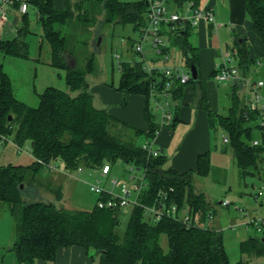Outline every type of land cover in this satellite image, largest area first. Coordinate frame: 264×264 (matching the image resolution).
<instances>
[{
    "label": "trees",
    "instance_id": "16d2710c",
    "mask_svg": "<svg viewBox=\"0 0 264 264\" xmlns=\"http://www.w3.org/2000/svg\"><path fill=\"white\" fill-rule=\"evenodd\" d=\"M27 1L36 7L42 38L50 44L49 64L65 71L69 88L77 94L48 86L40 94L38 106H30L15 96L12 81L0 63V144L9 136L18 147L30 142L34 158L29 165H0V201L10 203L15 222L14 242L7 250L15 254L20 264H34L37 259L54 260L59 248L71 245L84 247L90 257L97 258V264H230L222 229L206 225L209 214H213L210 202L194 184L195 173L207 175L211 170L209 151L198 155L195 169L178 171L165 166L167 156L163 151L154 157L142 144L134 141L135 137L126 140L122 132L126 131L128 123L111 115L106 108L97 107L89 91L87 74L95 69L94 53L88 57L85 66H80L77 55L69 49L72 36L65 27L94 24L97 15L102 16L103 23L130 25L140 34L147 21V1L78 0L72 3L69 0L64 8H56L53 0ZM187 1L194 5L201 3V0H175L179 6ZM243 1L264 48V0ZM22 20L24 24L15 37L0 38L1 53L28 56L25 40L27 13L22 15ZM168 33L171 43L181 48L187 66L195 64L198 69V49L188 38L190 25ZM233 48L239 66L248 72L255 59L248 55L247 38L243 36L235 40ZM120 70L117 89L124 94L123 105L130 94H142L145 100L144 116L148 129L135 128L136 135L155 138L161 131L150 98L151 78L136 58L122 61ZM214 72L212 70L211 75ZM258 73L264 76V65ZM190 82L194 84V96L196 87L199 88L197 104L207 111L209 122L214 124L217 119L226 131L241 174L258 170L264 162V147L254 145L252 141L260 136V129L255 114L246 111L237 86H232L231 106L225 115L210 108L199 73L198 79L191 78ZM183 85L175 86V115L169 127L177 124ZM255 129L259 130V135L254 134ZM117 161L143 169L147 179V187L139 194L140 204L131 207L122 234L117 229L119 208H100L95 204L90 210L69 209L57 207L53 202L24 198L28 175L34 178L42 168L52 169L55 162H63L66 170H74L80 166L100 168L105 163ZM162 200L175 203L180 209L186 208L192 221L184 222L172 216H163L157 222L152 216L146 218L145 206L159 204ZM162 235L167 237V250L161 244ZM239 249L243 255L264 256V233L250 234L240 242ZM246 261L241 259L238 264H247Z\"/></svg>",
    "mask_w": 264,
    "mask_h": 264
},
{
    "label": "rangeland",
    "instance_id": "374dc122",
    "mask_svg": "<svg viewBox=\"0 0 264 264\" xmlns=\"http://www.w3.org/2000/svg\"><path fill=\"white\" fill-rule=\"evenodd\" d=\"M71 1L73 3L78 0ZM206 1L209 0H201L200 5H203ZM210 1L214 3L216 8L215 26L217 28L214 27V35L212 37L215 41H219L221 49L212 48L211 50L216 51V57L214 58L209 54V56H206L202 60L201 83L206 91L208 90L210 108L214 112L227 115L229 113V107L231 106L230 83L218 82L213 79L209 72L212 66V60H215V63L221 62V54L225 52L228 47L232 48L235 40H239L243 36H248L247 45L250 58L264 62V48L260 38L254 31L250 15L244 4L245 15L242 17L237 16L238 21H240L237 22L232 20L231 9L228 6L229 0ZM189 3V1L185 2L184 8L187 7ZM184 8L183 11H185ZM14 14L15 11H13L10 16L8 13L7 21L14 23L13 21H18L20 19V17H15ZM101 18V15H97L94 24L90 23L82 27L71 25L65 27V29L71 33L72 40L69 42V49H72L77 55L80 66H85L88 57L94 53L95 69L93 72L87 74L89 91L93 94L95 105L100 108H106L111 113L113 107L117 106V108H119L124 106V94L117 89L121 77L118 61L130 60L132 56L135 55L132 41L134 40L135 42L138 40L140 34L134 32L130 26L103 23ZM27 19L28 32L25 34V40L28 43V56L5 55L0 52V63L3 64V69L8 73L12 81L15 96L30 106H38L40 103V94L48 86L66 90L72 95L77 94V91H73L69 88L65 79V71L49 64L51 59V47L49 42L42 38V26L37 17V9L31 4H29ZM229 20L232 21V24ZM220 21L226 25L219 26L218 24ZM19 23L20 21L16 24L20 25ZM233 26L236 29H234ZM189 36H193V31H190ZM196 37L198 41V36ZM116 54H119L120 57L117 58ZM144 55L147 56L146 63L149 66H177L182 68L183 71L189 72L190 67L186 64L182 50L175 43L170 44V58L168 61L159 59V56L156 55L148 45H145ZM228 63L238 66V61H230ZM251 67H257L255 61L252 62ZM189 84L194 85L190 81ZM100 85L112 87L115 91L120 92L122 94V99L119 102L100 101V99H102L100 90L94 88ZM197 86L199 87V85ZM196 89L197 94L195 98L198 100L200 93L198 92L199 88L196 87ZM205 112L207 113L206 110ZM158 116V112H155L156 119H158ZM113 124L116 126L120 125L117 122H113ZM128 125V127H125L127 128L125 132L119 131L124 133L126 140H134L135 137L134 141L137 144H141L142 141L147 139L144 134L136 135L135 128H138L137 125L130 123H128ZM207 126V131L200 136L208 142L211 170L207 175L195 173L194 184L206 194L214 214V221L218 220L222 226L224 224L222 230L230 264H238L241 259L242 261L247 260V264H264L262 261H259V259L256 260L257 257L241 254L237 243L238 237L245 233L242 226L238 223L243 221L242 218H246V216L243 215H245V213H252L254 215L258 213V208H263L260 210H264V162L261 163L258 170L252 169V173L250 172L242 175L235 158H233L234 155H232L231 144L224 141L226 137L224 128L217 119H215L214 124L208 122ZM120 127H122V125H120L119 128ZM177 127L175 129L176 132L173 134L172 141V150H174L171 151L170 149H166V155L168 156L165 164L166 167L172 165L171 156L175 153L182 138L192 126L190 127L188 124L179 121ZM254 134L259 135V130L255 129ZM153 146L155 148H160L157 143H154ZM33 159L30 142H26L22 148H19L13 141L12 136H9L5 143L0 144V165L8 163L29 165L32 163ZM82 168L83 171L74 169L67 170L66 173L60 172L55 168L51 169L45 167L42 168L34 178L28 175L24 184V198L27 201L39 200L53 202L57 207L69 209H92L97 202L98 194L91 191L90 185L98 184V178H101V186L110 188L112 184L109 179L101 177L99 172L100 168L87 166H82ZM129 168L130 164L122 161L111 164L110 178L131 183L129 177L130 175H134L135 172H131ZM136 173L140 175L142 170H137ZM260 190L263 193L258 195ZM224 199L231 202L229 207L219 204V201ZM236 206L245 210L237 209ZM130 212V206H125L118 210L119 223L117 229L121 234L126 229ZM239 212H242L243 215ZM145 217L149 218L151 214L146 212ZM12 218L14 219V216L12 217L10 212V203L0 201V244L4 245V247L8 246L14 239L13 236L12 238L10 237ZM206 222V225L209 227L215 226L211 219ZM249 233L254 234L255 232L251 229ZM161 244L164 249L167 250L168 241L165 235L161 236ZM7 249L8 248H4L5 251H7ZM3 254L4 255L0 253V264H10L11 258L14 257L13 253L9 254L7 252ZM91 262L97 264L98 260L95 258V260Z\"/></svg>",
    "mask_w": 264,
    "mask_h": 264
},
{
    "label": "built area",
    "instance_id": "2783aa9c",
    "mask_svg": "<svg viewBox=\"0 0 264 264\" xmlns=\"http://www.w3.org/2000/svg\"><path fill=\"white\" fill-rule=\"evenodd\" d=\"M148 4L147 21L140 33V37L135 41L134 52L135 55L130 59H137L143 64V69L147 72V76L151 78L150 98L153 108L159 115V124L162 131L163 128L169 126L174 119L175 104L173 101V93L175 86L178 84H187L191 79V70L189 72L183 71L177 66H149L146 63L147 56L144 55L145 45H148L152 51L158 55L159 59L168 61L169 55V40L165 39V32H176L186 25L195 26L200 20L206 21L213 26L216 25L215 12L211 6H197L192 1L184 8V5L179 6L175 0H146ZM171 2L176 3V7L171 8ZM17 5L19 12L25 14L28 12L29 3L27 0H0V25H3L8 20L9 10ZM183 8L185 11H183ZM163 30H165L163 32ZM119 58L120 55L116 54ZM238 61L236 52L230 49L222 53V61L216 66L212 77L218 82H229L237 86L244 98L246 111L255 114L256 122L258 121L260 136L252 141V144L264 147V76L258 72L264 65V62L255 60L257 67L243 71L237 65H231L228 62ZM119 69H122V60L118 61ZM158 131V133H159ZM226 142L229 141L225 137ZM154 138L142 144L149 155L158 156L162 154L160 148L153 146ZM22 148V147H19ZM264 156V152H263ZM52 168L56 170H66L63 162H55ZM82 166L77 168L82 171ZM130 171L135 172L130 175L129 182H123L115 178H110L111 164L105 163L100 167V175L103 178L109 179L112 187L107 188L100 185L101 178H98V184H91V191L98 194L97 206L100 208H122L125 206L134 207L139 203V194L147 187V179L145 171L135 165L130 164ZM137 170H142L140 175H137ZM263 192L260 190L258 195ZM106 196V198H103ZM164 199L167 195L162 196ZM231 202L227 199L221 200V205L229 207ZM237 209H243L236 206ZM245 210V209H243ZM145 212H149L154 220L157 222L163 216L176 217L184 222H191L192 218L186 208H179L175 203H167L165 200L160 201L159 204L145 206ZM248 215V216H247ZM246 219L243 224L246 228L253 229L254 232L264 233V217L252 216L245 213ZM213 218V214H209V219Z\"/></svg>",
    "mask_w": 264,
    "mask_h": 264
},
{
    "label": "crops",
    "instance_id": "0c3cea01",
    "mask_svg": "<svg viewBox=\"0 0 264 264\" xmlns=\"http://www.w3.org/2000/svg\"><path fill=\"white\" fill-rule=\"evenodd\" d=\"M123 1H134V0H123ZM68 2H69V0H53V4L56 8H64L67 6ZM243 4H244L243 0H229L228 6L231 9L232 20L240 22V21H238L237 16L242 17L245 15V7H244L245 4H244V6H243ZM203 5L211 6L214 9V12L216 13V8H215L214 3L212 1H210V0L206 1ZM203 5L199 4L197 6H203ZM174 7H176V3L171 2V8H174ZM13 11H15V14H14L15 17H17V18L20 17V19L18 21H13L14 23L6 20L3 25H0V38H2V39H8V38L15 37V33L17 35L18 30L24 24V21L22 20L23 14L21 12H19L16 5L9 10V16H10V14L12 15ZM19 14H20V16H19ZM19 21H20V23H19L20 25H17L16 23H18ZM229 22L232 24L231 20H229ZM218 25L222 26V25H226V24H223L220 21V23ZM16 26H18V27H16ZM214 27H216V26L208 24L203 19L200 20L199 23L195 26L190 25V31H193V36H191V37L189 36L188 38H189V41L192 43V45L196 46L198 49L199 64H198L197 70H198L200 78H201L202 60L206 56H209V54H211L214 58L216 57V55H217L216 51L211 50L212 48H215V49L220 48L221 49V45H220L219 41L218 40L215 41L212 37L214 35L213 34ZM233 28H234V26H233ZM234 29H236V28H234ZM164 31L165 30H163V32ZM237 32H239V31H237ZM195 35L198 36V41H197V37ZM164 37H165V39L169 40V42L171 44V40L169 38L170 37L169 33L165 32ZM246 38H248V36ZM233 46H232V48L228 47V49L225 52H227L230 49H232L236 52V50L233 48ZM247 49H248V45H247ZM221 56H222V54H221ZM219 63L220 62L215 63V60H212V64H211L212 66L211 67L209 66L211 68L209 71L210 75H211L212 70L214 71L216 69V66ZM214 66H215V68H214ZM205 70H206V66H205ZM183 86H184V92H183V95L181 97V101L178 104L179 107H178L177 124L174 127L167 126V127L163 128L161 133H159V135H157L154 138V143L159 144L160 149H162L163 153L166 154V149L167 150L170 149L171 151L174 150V149L172 150V147H173L172 141H173V134L176 132L175 129L178 125V122L180 121V122H183L185 124H188L190 127L192 126L187 131V133L184 135V137L182 138L180 145L175 150V153L171 156V164L172 165H170V166L172 168L178 170V171H186L189 169H195L198 155L201 153H204L206 151H209L208 142H206V140L200 136L202 133L204 134V132L207 131V127H208L207 125L209 122L208 114L205 112V110H203V108H199L197 101H196L197 99L193 95V85L189 84V82H188L187 84H184ZM232 86H234V85H232L230 83L231 89H232ZM94 88L100 90L101 98H102V99H100V101L103 100L104 102H119L122 99V94L118 91H115L112 87L100 85V86H96ZM236 89H237L238 94L240 96H242V94H240L241 91L238 90L237 87H236ZM206 92H207V98L209 101L208 90ZM144 102H145V100H144V96L142 94H130L128 97L126 105L121 106L119 108H117V106L113 107L112 108L113 110H111V113L109 111V113L111 115H113L114 117L120 119V120H123L127 123H130V124H135L138 126L139 129L146 131L148 129V123H147L145 116H144ZM156 120H157V122H159V116H158V119H156ZM151 139L152 138H147L145 141H142L141 144H143L146 141H150ZM227 143H229V141ZM232 152H233V149H232ZM232 155H234V154H232ZM233 158H234V156H233ZM59 171L67 173V171H65L63 169L59 170ZM219 204H221V200L219 201ZM260 209H263V208H258L257 209L258 213L254 214V215L252 213H249V214L252 216L264 217V210H260ZM239 213H241L243 215L242 212H239ZM243 216H245V215H243ZM12 217H13V215H12ZM245 219L246 218L244 217V218H242V220H243L242 222H238L242 226V229H244V232H245L244 234H242L241 236L238 237V239H237L238 246L242 240H244L245 238H247L250 235L249 231L251 229L246 228L243 224ZM211 221H213V224H215L214 227L223 229L224 224L222 226V225H220L218 220L214 221V214H213V218L211 219ZM14 223H15L14 219L12 218V229H11V236H10L11 238H12V236L15 237V235H14ZM223 238H224V233H223ZM13 241H14V239L6 247H4V245L0 244V253H2V255H4L3 253H7V252L9 254L13 253L12 251H8V250L5 251L4 250V248L5 249L10 248L11 245L13 244ZM224 244H225V242H224ZM225 248H226V245H225ZM226 251H227V248H226ZM227 253H228V251H227ZM13 255H14V257L11 258L10 264H19L17 257L15 256L14 253H13ZM257 259H259V261H262L264 263V256L257 257L256 260ZM92 260H95V259H93L92 257L89 256V254L87 253V251L85 250L84 247H82L80 245H71V246H64V247L59 248L57 255H56V258L54 260L37 259L34 262V264H94L91 262ZM256 260H254V261H256Z\"/></svg>",
    "mask_w": 264,
    "mask_h": 264
},
{
    "label": "water",
    "instance_id": "95a60500",
    "mask_svg": "<svg viewBox=\"0 0 264 264\" xmlns=\"http://www.w3.org/2000/svg\"><path fill=\"white\" fill-rule=\"evenodd\" d=\"M190 70H191V78L193 80H197L198 79V70H197V67L195 66V64L190 65ZM21 187H23V184H21ZM97 254H98V252H96V255ZM93 259H95V256L93 257Z\"/></svg>",
    "mask_w": 264,
    "mask_h": 264
}]
</instances>
